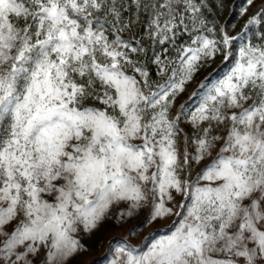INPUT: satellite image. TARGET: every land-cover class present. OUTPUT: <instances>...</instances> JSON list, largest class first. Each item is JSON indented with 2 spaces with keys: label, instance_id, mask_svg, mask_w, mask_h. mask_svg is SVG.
I'll return each mask as SVG.
<instances>
[{
  "label": "snow or ice",
  "instance_id": "obj_1",
  "mask_svg": "<svg viewBox=\"0 0 264 264\" xmlns=\"http://www.w3.org/2000/svg\"><path fill=\"white\" fill-rule=\"evenodd\" d=\"M140 214L106 264H264V0H0V264Z\"/></svg>",
  "mask_w": 264,
  "mask_h": 264
},
{
  "label": "rangeland",
  "instance_id": "obj_2",
  "mask_svg": "<svg viewBox=\"0 0 264 264\" xmlns=\"http://www.w3.org/2000/svg\"><path fill=\"white\" fill-rule=\"evenodd\" d=\"M228 4L231 5L233 0H227ZM230 9H225L223 12V16L225 18L228 17ZM143 219V214L138 215L137 217L131 219L123 228L120 227L114 220H109L103 224L100 230L95 233L93 236L85 237L84 243L89 247L90 251L82 257H78L76 260L72 261V264H79L80 260H88L91 261L92 264H106L105 259V249L107 247V241L110 237L120 238L122 237L127 228L132 225L140 223ZM157 227H160L157 225ZM148 229L143 228L140 229L142 232H146ZM133 242H138L136 237H133ZM115 243V241H113Z\"/></svg>",
  "mask_w": 264,
  "mask_h": 264
}]
</instances>
